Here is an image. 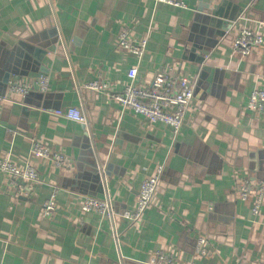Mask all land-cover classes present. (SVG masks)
<instances>
[{
    "label": "crops",
    "instance_id": "0c3cea01",
    "mask_svg": "<svg viewBox=\"0 0 264 264\" xmlns=\"http://www.w3.org/2000/svg\"><path fill=\"white\" fill-rule=\"evenodd\" d=\"M0 0V96L13 79L49 76L0 107V157L31 165L38 182L12 185L0 171V264H150L162 251L182 264H264V201H242L235 182H264V111L247 107L264 90V42L233 50L247 29L264 39V0ZM147 36L144 56L118 46L123 30ZM168 66L196 85L178 136L148 124L115 99L132 82L148 86ZM99 82L103 91L89 89ZM80 110L85 123L55 112ZM38 140L65 157L57 167L31 154ZM162 168L136 224L143 180ZM54 196L56 211L43 215ZM110 200L114 221L83 210ZM200 238L206 255L197 252Z\"/></svg>",
    "mask_w": 264,
    "mask_h": 264
},
{
    "label": "built area",
    "instance_id": "2783aa9c",
    "mask_svg": "<svg viewBox=\"0 0 264 264\" xmlns=\"http://www.w3.org/2000/svg\"><path fill=\"white\" fill-rule=\"evenodd\" d=\"M156 4H166L178 8L187 9L183 0H151ZM264 39L251 32L250 30H241L233 44L234 52L247 56L254 48L262 46ZM148 45L147 36L138 39L131 37V32L123 30L118 37V46L136 55L139 59L144 56ZM132 82L124 89L121 94L115 95L125 110H130L136 115L143 117L148 124L163 123L169 126L175 136H178L187 119L192 102L195 98L196 85L188 78L175 72L173 67L168 66L165 70L157 73L148 86H140L136 82L137 70L129 71ZM50 86L49 76L40 75L34 81L23 79H13L8 83L7 94L0 96V107L9 99L10 95L26 96L28 92L35 88L41 93H46ZM89 89L103 91L107 86L105 84L94 82L86 86ZM247 107L257 112L264 111V90H255L250 94ZM57 116L64 117L79 123H85V117L80 110L70 108L55 112ZM31 154L37 159H47L60 167L65 165V157L54 151L44 143L33 140ZM0 171L9 177L12 185L19 182H38L39 174L31 165L19 168L11 163L7 158L0 157ZM162 168L157 173L143 180L137 197L136 208L133 211L124 213V218L129 224L138 223L146 210L149 208L156 193L157 186L160 182ZM235 191L242 201L255 195V205L253 215L257 217L260 213L264 201V182L252 184L248 180H239L235 182ZM54 196L43 205V215L52 217L55 213L56 206ZM83 210L85 212H95L100 216H106L114 221L115 212L110 200H98L85 197L83 199ZM197 252L200 255H206V241L200 238L198 241ZM150 264H182L170 255L157 251L150 260Z\"/></svg>",
    "mask_w": 264,
    "mask_h": 264
},
{
    "label": "rangeland",
    "instance_id": "374dc122",
    "mask_svg": "<svg viewBox=\"0 0 264 264\" xmlns=\"http://www.w3.org/2000/svg\"><path fill=\"white\" fill-rule=\"evenodd\" d=\"M154 198V197H153Z\"/></svg>",
    "mask_w": 264,
    "mask_h": 264
}]
</instances>
